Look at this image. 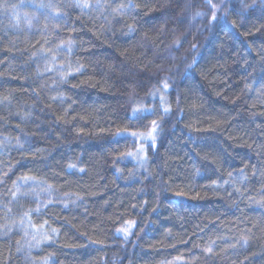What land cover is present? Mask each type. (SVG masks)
Returning <instances> with one entry per match:
<instances>
[{"label": "trees", "instance_id": "obj_1", "mask_svg": "<svg viewBox=\"0 0 264 264\" xmlns=\"http://www.w3.org/2000/svg\"><path fill=\"white\" fill-rule=\"evenodd\" d=\"M211 3L0 0V264H264V0Z\"/></svg>", "mask_w": 264, "mask_h": 264}, {"label": "rangeland", "instance_id": "obj_2", "mask_svg": "<svg viewBox=\"0 0 264 264\" xmlns=\"http://www.w3.org/2000/svg\"><path fill=\"white\" fill-rule=\"evenodd\" d=\"M156 132V130H155ZM155 132H150L148 134H138L136 137H134L137 140L138 148L136 151L132 154V158L135 160L137 165L141 168L144 169L146 167V163L148 162V145H154L155 141L158 137H156ZM151 134V135H149ZM152 136H154L156 139L153 141ZM143 148V151H139V149Z\"/></svg>", "mask_w": 264, "mask_h": 264}, {"label": "snow or ice", "instance_id": "obj_3", "mask_svg": "<svg viewBox=\"0 0 264 264\" xmlns=\"http://www.w3.org/2000/svg\"><path fill=\"white\" fill-rule=\"evenodd\" d=\"M208 3H209V5H210V7L214 10L213 11V14H212V19L213 20H215L216 19V16H215V9H216V5L215 4H212L211 3V0H208ZM80 7H88V5L87 4H81V5H79ZM164 87L165 88H167L168 87V84L167 83H165L164 84ZM165 111H167V110H165ZM135 112H136V109H133V113L135 114ZM152 125H153V128H152V131L153 132H155V130H156V127H157V122L155 121V120H153L152 121ZM125 133H127V130H125ZM118 134H122V133H118ZM131 136H133V137H136L138 134L136 133V132H131V133H129ZM142 135V134H141ZM149 135H151V134H149ZM152 138V140L154 141L155 140V137L154 136H152L151 137ZM139 151H143V148L141 147V149H139ZM127 155L128 156H131L132 155V153H127ZM179 195V194H178ZM208 251L210 252L211 251V248H209L208 249Z\"/></svg>", "mask_w": 264, "mask_h": 264}]
</instances>
